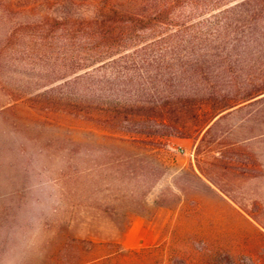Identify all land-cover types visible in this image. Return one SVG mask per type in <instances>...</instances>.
Here are the masks:
<instances>
[{
  "label": "rangeland",
  "instance_id": "rangeland-1",
  "mask_svg": "<svg viewBox=\"0 0 264 264\" xmlns=\"http://www.w3.org/2000/svg\"><path fill=\"white\" fill-rule=\"evenodd\" d=\"M0 264H264V0H0Z\"/></svg>",
  "mask_w": 264,
  "mask_h": 264
},
{
  "label": "crops",
  "instance_id": "crops-1",
  "mask_svg": "<svg viewBox=\"0 0 264 264\" xmlns=\"http://www.w3.org/2000/svg\"><path fill=\"white\" fill-rule=\"evenodd\" d=\"M205 185H211L210 183H209V181L206 179V178H204V177H198ZM210 187V186H209ZM223 197H225L234 207H236L237 209H238V206H237V204L236 203H233V201L232 200H230L229 198H227L226 196H224L223 195Z\"/></svg>",
  "mask_w": 264,
  "mask_h": 264
},
{
  "label": "trees",
  "instance_id": "trees-1",
  "mask_svg": "<svg viewBox=\"0 0 264 264\" xmlns=\"http://www.w3.org/2000/svg\"><path fill=\"white\" fill-rule=\"evenodd\" d=\"M123 156H124V157H123ZM122 157H123V158H126V157H127V155H122Z\"/></svg>",
  "mask_w": 264,
  "mask_h": 264
}]
</instances>
